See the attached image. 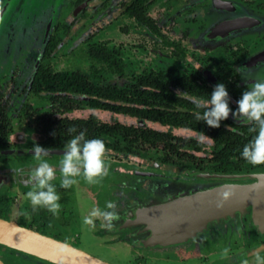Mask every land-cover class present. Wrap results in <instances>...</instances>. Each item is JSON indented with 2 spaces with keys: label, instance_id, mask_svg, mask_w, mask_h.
Listing matches in <instances>:
<instances>
[{
  "label": "flooded vegetation",
  "instance_id": "flooded-vegetation-1",
  "mask_svg": "<svg viewBox=\"0 0 264 264\" xmlns=\"http://www.w3.org/2000/svg\"><path fill=\"white\" fill-rule=\"evenodd\" d=\"M115 1L65 0L42 45L21 54H0V218L75 248V242L89 241L95 248L116 251L130 264L149 259L264 264V216L253 217L251 207L242 217L161 245H147L144 226L134 225L137 221L128 216L192 188L254 183L264 177V163L252 165L240 156L256 135L255 126L230 114L212 128L197 119L203 108L195 106V98L207 99L216 83H224L234 108L242 90L264 78V0H124L121 15L155 41L156 68L128 73L130 63L119 48L91 43L90 70L54 71L51 61L61 44L57 34L62 20L69 18L74 25L77 18ZM136 7H142L151 27L137 21ZM94 44L116 50L121 74L89 57ZM41 68L78 73L86 85L71 91L40 87L36 72ZM110 86L122 93L121 99L110 100ZM81 131L85 139L104 141L107 173L89 183L82 170L73 185L62 188L58 163L67 141ZM34 144L48 150L45 159L56 173L52 183L61 205L56 216L43 207L33 211L25 196L38 163ZM107 201L115 208L105 209ZM93 207L116 213L111 227L103 217H94L93 225L83 223ZM33 263L53 264L43 259Z\"/></svg>",
  "mask_w": 264,
  "mask_h": 264
},
{
  "label": "water",
  "instance_id": "water-1",
  "mask_svg": "<svg viewBox=\"0 0 264 264\" xmlns=\"http://www.w3.org/2000/svg\"><path fill=\"white\" fill-rule=\"evenodd\" d=\"M64 2L0 0V54H19L42 45ZM85 6L86 2L79 9ZM176 133L186 135L182 131ZM248 207L252 208L253 217L264 216V177H257L254 183L192 188L166 203L150 204L137 215H134L136 210L129 211L128 216L137 221L134 225L144 226V232L148 233L147 245H161L182 240L209 224L242 217ZM0 245L54 264H111L66 242L3 218H0ZM0 264L8 263L0 257Z\"/></svg>",
  "mask_w": 264,
  "mask_h": 264
},
{
  "label": "clouds",
  "instance_id": "clouds-1",
  "mask_svg": "<svg viewBox=\"0 0 264 264\" xmlns=\"http://www.w3.org/2000/svg\"><path fill=\"white\" fill-rule=\"evenodd\" d=\"M243 67L238 69L241 72ZM228 90L224 83H216L207 99L195 98L197 109L196 117L207 126L217 128L221 121L229 115L233 120L243 119L253 124L256 135L240 150V156L252 165L264 163V78H257L250 87L242 90L235 101V107H230ZM73 131V129H69ZM32 153L38 163L32 169L28 183L31 189L25 193L30 205L35 211L38 207L45 208L53 216L58 214L61 207L60 195L56 185L52 183L55 170L47 159L48 150L38 144L32 146ZM105 153L104 141L99 138L85 139L83 131L72 136L65 145L62 159L58 163L60 171V187L69 188L73 185L75 177L83 170L84 178L89 183H96V178L107 173L103 155ZM226 195V194H225ZM115 204L107 201L105 209H114ZM94 217H103L111 227V221L116 218L114 211H108L99 207H93L88 215L83 217L86 225L94 224Z\"/></svg>",
  "mask_w": 264,
  "mask_h": 264
},
{
  "label": "rangeland",
  "instance_id": "rangeland-1",
  "mask_svg": "<svg viewBox=\"0 0 264 264\" xmlns=\"http://www.w3.org/2000/svg\"><path fill=\"white\" fill-rule=\"evenodd\" d=\"M123 2L124 0H116L114 5L108 2L103 8H98L96 12L91 11L86 17L78 16L79 18L74 20V25L70 23L69 18L63 19L57 34L61 44L51 61L53 70L72 71L78 69L82 72L90 70L92 62L88 59L87 48L91 43H105L108 47L119 48L122 58L126 59V63H130L127 66L128 73H138L143 69H155L157 57L155 41L144 33L142 27L121 15ZM28 58L25 55L23 60L26 61ZM98 67L100 68L99 64ZM104 74L112 81L109 73L104 72ZM75 245L108 263L130 264L128 258L118 257L116 251L95 248L89 241L82 240L79 243L75 242ZM6 248L0 245V250L11 249ZM27 255H29L28 259L24 260L19 253H12L10 256L13 259L10 257L9 260L12 261V264H19V262H35V260L41 259L30 254ZM47 262L49 263V261ZM146 264H172V262L149 259Z\"/></svg>",
  "mask_w": 264,
  "mask_h": 264
},
{
  "label": "trees",
  "instance_id": "trees-1",
  "mask_svg": "<svg viewBox=\"0 0 264 264\" xmlns=\"http://www.w3.org/2000/svg\"><path fill=\"white\" fill-rule=\"evenodd\" d=\"M139 6V5H138ZM142 7H136V13L135 17L137 21L147 27H151L152 23L149 21L148 18L143 14V11L141 10ZM56 39H51V43L49 44V48L53 49L55 46ZM88 55L91 59H95L100 61L101 63H105L108 65L109 69H113L114 71L118 73H122V66L120 61L117 60V53L115 49L108 48L104 44H94L90 46V49L88 51ZM36 74L39 76L36 80V84L38 86L42 87L45 86L47 89H61V90H82L84 89V86L86 85L84 78H81L78 73H72V72H66V73H55L50 69H39ZM41 75V77H40ZM122 93L114 87L110 86V100L111 99H118L122 98L123 95ZM26 227V226H23ZM6 248L5 246H3ZM9 249V248H6ZM12 253H19L24 260L27 258L29 255L16 251L14 249H9L8 251L6 250H0V257L5 259L9 264H12V261L9 259H13V257L10 256ZM11 257V258H10ZM9 261H8V260ZM28 259V258H27ZM30 264H34L33 262L28 261ZM23 262H19V264H27Z\"/></svg>",
  "mask_w": 264,
  "mask_h": 264
}]
</instances>
